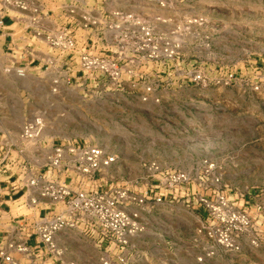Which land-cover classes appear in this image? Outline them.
<instances>
[{"label":"rangeland","instance_id":"374dc122","mask_svg":"<svg viewBox=\"0 0 264 264\" xmlns=\"http://www.w3.org/2000/svg\"><path fill=\"white\" fill-rule=\"evenodd\" d=\"M199 1L160 9L144 0H107L108 9L138 16L175 56L148 63L150 81L136 78V88L125 83L120 91L50 77L31 118L42 120L44 145L85 144L114 155L108 185L133 193H144L159 172L198 177L204 161L213 163L220 183L209 178L203 191L225 192L260 239L252 247L242 238L239 251L216 249L204 258L211 244L199 233L202 217L180 198L183 191H173L140 212L141 238L118 257L126 264H264V210L254 208L264 206V0ZM197 72L204 83L190 82ZM142 82L155 87L158 103L141 102Z\"/></svg>","mask_w":264,"mask_h":264},{"label":"built area","instance_id":"2783aa9c","mask_svg":"<svg viewBox=\"0 0 264 264\" xmlns=\"http://www.w3.org/2000/svg\"><path fill=\"white\" fill-rule=\"evenodd\" d=\"M144 1L160 9H166L173 3L181 4L194 0ZM0 4L1 12L12 9L35 16L42 14L37 0H0ZM62 8L67 14L66 17H70L71 23L43 37L51 48L66 55L69 70L75 63L79 72L78 82L81 85L89 83L107 91H120L125 83L136 88L139 85L136 83L137 79L150 81L152 73L144 69L148 63L160 59L169 61L175 56V47L163 42L164 40L158 41L153 30L134 14L115 10L99 15L83 13L75 18V6L64 4ZM78 29L87 32L85 42L77 40L75 31ZM93 36L102 46L99 47L96 41L91 39ZM16 73L20 77L24 76L23 69H18ZM190 82L202 84L204 79L197 72L190 78ZM142 83L144 84L140 86L143 88L141 102L158 103L159 99L154 96L155 87ZM42 127V120L38 118L28 120L23 126L21 137L25 141H33L38 137ZM115 161L114 155L98 147L59 144L53 146L46 156L43 172L29 171L26 184L31 193L64 205V213L49 215L33 225L34 234L48 251L59 256L60 253L54 243L55 235L78 225L96 231L109 246L122 249L127 245L129 238L143 230L140 212L173 197V191H183L180 198L191 202L193 209L205 213L199 233L207 239L211 247L205 251L204 258L212 257L214 248L225 252L239 251L240 240L245 237L248 245L258 246L260 239L252 229L249 214L236 209L225 192L216 189L210 191L211 194L208 195L203 191L209 178L212 185L220 183L221 175L213 163L204 161L198 177H192L182 171L159 172L142 194L130 192L113 184H107L105 188L91 186L90 182L96 181L97 175L109 169ZM63 167L71 169L76 178H81L76 188L52 178L53 173ZM156 170L154 167L155 172ZM195 184L196 192L188 193L184 190ZM31 203L34 204L35 201ZM18 251H23V248H19ZM0 258L7 264H17L3 250H0ZM101 264L111 263L102 259ZM119 264L126 263L119 259Z\"/></svg>","mask_w":264,"mask_h":264},{"label":"crops","instance_id":"0c3cea01","mask_svg":"<svg viewBox=\"0 0 264 264\" xmlns=\"http://www.w3.org/2000/svg\"><path fill=\"white\" fill-rule=\"evenodd\" d=\"M37 1L42 9L39 16L12 9L1 12L0 4V250L17 264H101L102 259L111 264L117 263L118 257L124 256L127 248H136L134 242L141 238L142 231L129 238L122 249L109 246L96 231L84 225L64 229L55 235L54 243L59 256L40 243L34 234V223L49 215L64 213V205L31 193L26 181L29 171H44L46 156L53 146L59 144L52 140L44 145V138L39 136L33 141H25L21 137L23 124L34 117L36 107L44 102L50 77L52 79L57 75L66 81L78 82L79 72L75 63L69 70L66 55L51 48L43 37L71 23L62 6H75V18L83 13L99 15L117 9H108L107 0ZM75 34L78 41L85 42L86 31L78 29ZM91 39L99 47L102 46L94 36ZM18 69L24 70L23 77L16 74ZM107 170L97 175V180L90 185L105 188L108 184L104 175ZM52 178L74 188L81 179L64 167L53 173ZM246 204L243 207L251 212L252 208L245 207ZM254 208L264 210L260 203ZM194 213L198 218L202 217V221L199 220L202 223L205 213L202 210ZM210 247L206 246L205 251ZM19 248L23 251H18ZM213 250L215 254L216 248ZM0 264L7 263L0 258Z\"/></svg>","mask_w":264,"mask_h":264},{"label":"bare ground","instance_id":"6f19581e","mask_svg":"<svg viewBox=\"0 0 264 264\" xmlns=\"http://www.w3.org/2000/svg\"><path fill=\"white\" fill-rule=\"evenodd\" d=\"M129 2H131V1H129ZM198 3H199V6H202V7L205 5V4L203 3V1H201V0H200ZM123 4H124V1H123ZM123 4H122V6H123ZM127 4H128V3H127ZM125 6H126V5H125ZM129 6H131V5H129ZM144 6H145V5H144ZM132 7H133V6H132ZM145 7H146V6H145ZM196 7H198V6H196ZM130 8H131V7H130ZM200 8H201V7H200ZM141 9H142V8H141ZM143 9H144V8H143ZM147 9H149V8H147ZM196 9H197V8H196ZM146 11H147V10H146Z\"/></svg>","mask_w":264,"mask_h":264}]
</instances>
